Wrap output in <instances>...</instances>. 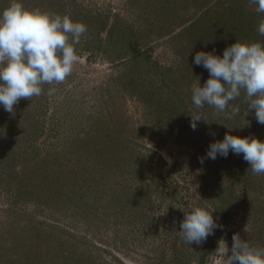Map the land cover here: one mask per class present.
Returning <instances> with one entry per match:
<instances>
[{
    "label": "rangeland",
    "instance_id": "rangeland-1",
    "mask_svg": "<svg viewBox=\"0 0 264 264\" xmlns=\"http://www.w3.org/2000/svg\"><path fill=\"white\" fill-rule=\"evenodd\" d=\"M0 264H264V0H0Z\"/></svg>",
    "mask_w": 264,
    "mask_h": 264
}]
</instances>
